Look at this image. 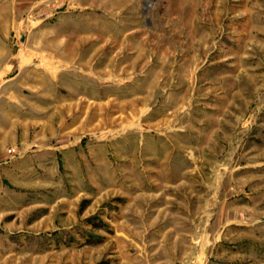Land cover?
<instances>
[{
  "label": "rangeland",
  "instance_id": "374dc122",
  "mask_svg": "<svg viewBox=\"0 0 264 264\" xmlns=\"http://www.w3.org/2000/svg\"><path fill=\"white\" fill-rule=\"evenodd\" d=\"M0 264H264V0H0Z\"/></svg>",
  "mask_w": 264,
  "mask_h": 264
},
{
  "label": "water",
  "instance_id": "95a60500",
  "mask_svg": "<svg viewBox=\"0 0 264 264\" xmlns=\"http://www.w3.org/2000/svg\"><path fill=\"white\" fill-rule=\"evenodd\" d=\"M20 41H22V42L24 41V35H22Z\"/></svg>",
  "mask_w": 264,
  "mask_h": 264
}]
</instances>
